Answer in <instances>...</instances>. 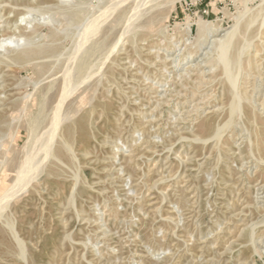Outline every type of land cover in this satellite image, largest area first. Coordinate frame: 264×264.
Here are the masks:
<instances>
[{
	"label": "rangeland",
	"instance_id": "1",
	"mask_svg": "<svg viewBox=\"0 0 264 264\" xmlns=\"http://www.w3.org/2000/svg\"><path fill=\"white\" fill-rule=\"evenodd\" d=\"M136 2L0 0V264H264V0Z\"/></svg>",
	"mask_w": 264,
	"mask_h": 264
},
{
	"label": "bare ground",
	"instance_id": "2",
	"mask_svg": "<svg viewBox=\"0 0 264 264\" xmlns=\"http://www.w3.org/2000/svg\"><path fill=\"white\" fill-rule=\"evenodd\" d=\"M137 2H136V4L137 5H140V3L141 4H145L146 3V1H149V0H136ZM159 4V3H158ZM154 7V5H149L147 8H145V10L146 11H148V10H150L151 8H153ZM155 8V7H154ZM159 8V7H158ZM157 10V9H156ZM151 12V11H150ZM154 12V11H153ZM143 13V12H142ZM147 13V12H146ZM158 14H159V12H157ZM156 12H155V14H157ZM145 14V13H144ZM152 14V13H151ZM150 13H149V15H151ZM157 14V15H158ZM147 16V15H146ZM152 16V15H151ZM155 16V15H154ZM152 18V17H151ZM150 18V19H151ZM152 19H154V18H152ZM155 19H156V17H155ZM154 19V20H155ZM236 33H237V29L234 27L232 30H230L229 32H226L224 35H226V34H228V39L224 42V43H222L221 44V47H222V53L224 54V58L226 57V53H227V51H228V49H229V47H230V44H231V42H232V39L236 36ZM10 42H12V39H10V38H8V39H3V42H1L0 43V45H4V44H8V43H10ZM93 42H95V41H93ZM81 45V44H80ZM95 45V44H94ZM93 45V46H94ZM90 47H91V45H90ZM88 49V48H87ZM81 50V49H80ZM91 53H92V51H91ZM89 54V53H88ZM93 54H94V52H93ZM92 55V54H91ZM92 58V57H91ZM90 58V59H91ZM90 59H88V60H90ZM87 61V60H86ZM94 61V60H93ZM93 61H92V63H93ZM95 63V62H94ZM93 63V64H94ZM78 64V63H77ZM76 64V65H77ZM84 61L83 60H81V62L79 63V66H80V69L82 70V68L84 67ZM93 66V65H92ZM76 68H78V67H76ZM96 68V67H95ZM77 70V69H76ZM79 71V70H78ZM88 74V73H87ZM89 75V74H88ZM91 76V75H90ZM68 80V79H67ZM65 85H64V87H63V89H62V93H60V99H58L59 101H58V103H57V105H56V108H55V116H54V125H53V128L56 130V127L58 126V124L60 123V112H61V107H62V103H63V101H64V99L67 97V95H68V93H69V88H68V86H67V82H65L64 83ZM49 93V92H48ZM45 95H47V92H46V94ZM45 95H44V97H43V99L40 101V103H41V111L43 110V108H44V106H45V104H46V99H47V97H45ZM55 95V94H54ZM53 95V96H54ZM52 96V97H53ZM56 96V95H55ZM49 101H52V100H49ZM47 105V104H46ZM49 106V105H48ZM47 107V106H46ZM237 107V106H236ZM239 108V107H238ZM237 109V108H236ZM222 128H218L216 131H215V136H218V137H220L221 135H222ZM49 154H52V153H49ZM28 159V158H27ZM31 161V160H30ZM23 173V172H22ZM27 179H28V175L26 174V175H22V176H19L18 177V179H17V182H16V184H14V186H12L4 195H3V197H2V202H3V200H8V198H10L11 196L13 197L14 196V193H13V191H15L14 190V188L15 187H17V185H25L26 183H27ZM19 188V187H18ZM17 192V191H16ZM16 194V193H15ZM6 205L5 204H3L2 206H1V208H0V210H2V209H4V207H5Z\"/></svg>",
	"mask_w": 264,
	"mask_h": 264
}]
</instances>
